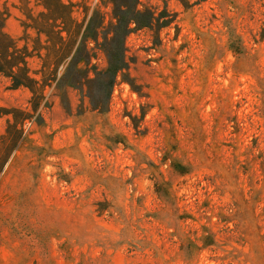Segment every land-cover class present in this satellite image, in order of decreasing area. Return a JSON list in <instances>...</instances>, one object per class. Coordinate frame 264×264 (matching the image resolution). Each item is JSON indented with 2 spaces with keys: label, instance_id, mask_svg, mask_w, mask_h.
<instances>
[{
  "label": "rangeland",
  "instance_id": "rangeland-1",
  "mask_svg": "<svg viewBox=\"0 0 264 264\" xmlns=\"http://www.w3.org/2000/svg\"><path fill=\"white\" fill-rule=\"evenodd\" d=\"M65 1L82 61L0 76V264H264V0Z\"/></svg>",
  "mask_w": 264,
  "mask_h": 264
},
{
  "label": "trees",
  "instance_id": "trees-1",
  "mask_svg": "<svg viewBox=\"0 0 264 264\" xmlns=\"http://www.w3.org/2000/svg\"><path fill=\"white\" fill-rule=\"evenodd\" d=\"M19 1L22 4L20 10L26 17L23 22L25 31L20 39H16L5 29L9 10H0V76L10 80L12 89L28 88L32 93L30 104L33 111L37 112L46 98L45 87L58 79L59 72L65 65L67 67L59 80L67 75L70 65L82 61L81 53L86 49L87 36L81 25L74 20L75 5L72 2L36 0V6L42 8L36 14L31 6L32 0ZM29 31H34L36 38L32 39ZM262 35L264 36V27ZM20 41H24V44L21 45ZM33 58L42 62L40 69H32L30 60ZM29 118L30 116H26L25 119ZM19 123H9L7 134L0 139V174L10 154L21 145L17 147L22 136ZM13 131L19 136L7 150L4 142Z\"/></svg>",
  "mask_w": 264,
  "mask_h": 264
}]
</instances>
